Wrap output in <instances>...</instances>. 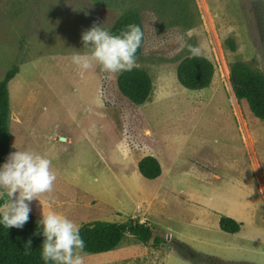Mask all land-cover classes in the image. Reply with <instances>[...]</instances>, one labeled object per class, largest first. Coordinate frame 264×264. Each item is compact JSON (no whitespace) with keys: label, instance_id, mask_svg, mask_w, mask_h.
I'll use <instances>...</instances> for the list:
<instances>
[{"label":"rangeland","instance_id":"1","mask_svg":"<svg viewBox=\"0 0 264 264\" xmlns=\"http://www.w3.org/2000/svg\"><path fill=\"white\" fill-rule=\"evenodd\" d=\"M129 10L140 14L145 32L137 67L153 79L142 105L120 91L119 73L84 71L71 61L88 51L84 31L100 25L110 32ZM188 45L213 61L209 87L179 82ZM236 60L264 74V0H0V80L20 68L8 83L5 162L12 152L33 151L51 160L57 177L44 206L34 199L31 212L40 221L54 211L80 226L147 222L166 238L146 245L127 233L113 251L83 253L84 264L230 263L210 254L264 264V120L233 91ZM146 155L162 165L155 179L138 169ZM235 208L244 226L228 233L217 214ZM177 240L213 260L182 258Z\"/></svg>","mask_w":264,"mask_h":264},{"label":"trees","instance_id":"2","mask_svg":"<svg viewBox=\"0 0 264 264\" xmlns=\"http://www.w3.org/2000/svg\"><path fill=\"white\" fill-rule=\"evenodd\" d=\"M140 26L143 39L141 47L137 51V57L143 51L145 41L144 25L137 11L129 10L123 13L113 28L111 34H119L127 30V25ZM226 43L231 50H236V41L229 37ZM18 65L12 67L3 80H0V166L6 160L11 132L9 126L10 116V92L8 83L19 72ZM230 82L236 97L246 100L252 113L264 120V74L243 60H236L230 65ZM215 74V65L205 55L189 59L184 57L177 66L179 82L189 89H203L209 87ZM120 91L135 104L142 105L147 102L153 91V79L148 71L135 67L131 71L120 72L117 77ZM141 174L149 179H155L162 174V165L155 155H146L138 162ZM3 203V201H0ZM220 228L228 233H237L241 230L242 223L228 215H221ZM86 247L84 254L104 253L114 250L122 244L127 233H131L139 243H153L159 245L166 241L161 235L154 236V229L147 222L108 221L97 219L85 222L80 227ZM31 240V249H27L26 243ZM44 236L37 217L30 212L28 222L23 228H5L0 224V264H44L41 259L42 243ZM178 254L184 259H194L195 256L204 255L209 260L212 256L195 250L184 241H175ZM214 263V262H213ZM227 263V261L225 262ZM229 264H254L248 261H230Z\"/></svg>","mask_w":264,"mask_h":264},{"label":"clouds","instance_id":"3","mask_svg":"<svg viewBox=\"0 0 264 264\" xmlns=\"http://www.w3.org/2000/svg\"><path fill=\"white\" fill-rule=\"evenodd\" d=\"M143 33L139 25H127V30L111 34L94 25L82 33V43L87 52H74L71 61L79 69L87 71L98 66L102 72L116 74L137 67V51L141 47ZM189 59L201 55L200 49L188 45ZM16 146V145H15ZM56 174L51 160L33 151H15L0 166V224L7 229L23 228L29 220L30 203L54 190ZM44 240L41 259L44 264H84L86 247L80 225L63 214L42 212L39 221ZM31 249V240L26 243Z\"/></svg>","mask_w":264,"mask_h":264},{"label":"crops","instance_id":"4","mask_svg":"<svg viewBox=\"0 0 264 264\" xmlns=\"http://www.w3.org/2000/svg\"><path fill=\"white\" fill-rule=\"evenodd\" d=\"M249 207V205L247 206V208ZM246 208V209H247ZM239 209H241V210H244L243 208H240L239 207ZM239 209H232V210H230V212H229V214H228V216H231V217H233V218H235L236 220H238V221H240L241 223H242V226H241V228L244 226V215L241 213V210H239ZM219 212V214H217L218 215V217H219V220H220V216L221 215H224V214H221L220 212L221 211H218ZM144 244V243H143ZM115 250V249H114ZM111 251H113V250H111ZM207 254V253H206ZM209 255V254H208ZM210 255H216V257H220V258H223V259H226V260H228V261H238V260H229V259H227V258H225L224 256H222V255H217V254H210ZM241 261H247V260H241ZM254 263V262H253ZM254 264H256V263H254Z\"/></svg>","mask_w":264,"mask_h":264}]
</instances>
